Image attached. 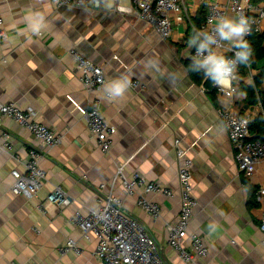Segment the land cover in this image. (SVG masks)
<instances>
[{"label":"crops","instance_id":"1","mask_svg":"<svg viewBox=\"0 0 264 264\" xmlns=\"http://www.w3.org/2000/svg\"><path fill=\"white\" fill-rule=\"evenodd\" d=\"M185 5L188 20L176 22L172 39L163 41L139 19L132 0H102L99 9L61 8L53 0H0L8 33L0 43V102L34 109L37 120L61 137L58 146L44 151L17 123L1 122L0 130L12 135L14 147L12 153L0 149V264H97L96 242L81 237L72 217L96 209L111 192L123 200L129 216L147 227L167 264H186L169 246L166 232L179 217L177 171L186 158L193 161L198 204L192 229L209 248L208 256L195 264H264L257 201L264 189V160L245 178L218 114L227 108L251 123L263 114L260 104L248 101L251 89L264 91V79L258 87L255 83L263 63L238 70L235 98L216 93L214 101L191 79L186 66L198 45V40L188 43L196 36L193 27L202 23L197 24L198 15L204 11L205 17L206 7L202 0H185ZM227 18L235 19L231 13ZM238 39L225 42L235 44ZM73 49L103 68L106 84L100 93L83 86L69 54ZM114 82L125 85L122 95L110 92ZM133 82L139 89H132ZM96 98L116 128L109 154L99 149L85 121ZM177 139L182 158L176 154ZM31 149L44 152L40 165L47 175L35 201L11 193V173L24 170ZM117 165L127 176L140 173L176 192L174 199L150 197L162 208L159 219L139 208L135 197H127L121 181L113 184ZM102 185L107 189L99 193ZM56 187L71 203L39 208ZM68 239L77 242L81 255H60Z\"/></svg>","mask_w":264,"mask_h":264},{"label":"built area","instance_id":"2","mask_svg":"<svg viewBox=\"0 0 264 264\" xmlns=\"http://www.w3.org/2000/svg\"><path fill=\"white\" fill-rule=\"evenodd\" d=\"M207 14L204 21L193 27L195 34L207 32L216 36L217 43L210 47L218 50L228 60L234 61L233 79L231 86L223 87L214 81V88L220 97L233 99L238 95L237 72L241 62L236 53L241 51L237 43L229 44L220 40L216 35V21L220 17H228L231 13L235 19L243 16L248 22V33L243 36V41L248 40L254 33L264 31V0H202ZM58 7L74 9H99L102 0H53ZM134 9L139 19L147 22L153 31L163 41H170L174 35L176 22L188 20L185 0H132ZM8 33L3 27V17L0 12V43L7 40ZM204 36L200 35L198 45L192 51V59H203L208 55L205 50L203 56L197 57V48ZM73 58L80 80L89 92L100 93L105 84L103 68L82 55L77 50L69 51ZM132 89H139V83L133 82ZM111 98V95L107 94ZM220 120L227 132L230 145L234 152L238 170L249 179L256 172L257 166L264 160V141L255 140L251 133V119L232 113L227 108L219 112ZM38 113L32 109H22L15 103L3 104L0 102V126L3 119H9L17 123L30 133L36 143L49 151L61 143V137L47 125L37 120ZM85 121L91 137L103 154H109L113 148V136L116 128L109 123L102 112L101 100L94 99L85 114ZM176 154L179 158L184 155L181 148V140L175 141ZM14 139L10 133L0 130V149L6 153H12ZM44 152L31 149L28 152V160L24 170L12 171L14 182L11 193L16 196H25L30 200L38 199L39 192L45 187L47 175L40 163ZM193 161L186 158L178 167L177 177L179 181L178 193L181 207L178 220L169 223L166 227L169 246L176 251L180 260L186 264H195L209 254V248L199 234L193 231L192 221L197 207L193 190ZM121 181L124 194L127 197H135L137 206L147 213L152 219L160 218L162 208L150 199L152 195H161L168 199H174L176 192L159 182H151L140 173L127 176L122 165H117L113 184ZM107 187L102 185L99 193H103ZM101 199V198H100ZM103 199V200H102ZM97 208L87 214L77 212L72 217V223L86 241L96 242L95 257L97 264H167L157 241L151 237L147 227L129 216L123 208V200L111 193L102 198ZM260 218L259 229L264 233V189L258 192ZM71 203L67 193L61 187H56L47 200L39 205L45 209L46 205L66 207ZM71 252L82 254L77 242L68 239L59 250L61 256Z\"/></svg>","mask_w":264,"mask_h":264},{"label":"clouds","instance_id":"3","mask_svg":"<svg viewBox=\"0 0 264 264\" xmlns=\"http://www.w3.org/2000/svg\"><path fill=\"white\" fill-rule=\"evenodd\" d=\"M216 35L219 36L222 41H232L233 38H240L235 42L242 48L247 49V42L243 41V36L248 33V22L241 16L239 19H230L227 17H220L216 21ZM34 31L37 30L35 27ZM200 35L205 38L200 42L197 48V57L203 56L205 50L208 51V55L203 59H197V63L200 67L205 68L206 74L211 75L213 80L225 88L231 86L233 79V65L234 61L228 60L218 50H213L210 46L217 43L216 36L210 35L207 32H202L189 39V46L196 44ZM249 55L248 50L240 51L236 53L237 59L240 61H246ZM125 90V85L121 82H114L111 85L110 92L113 95H122Z\"/></svg>","mask_w":264,"mask_h":264},{"label":"trees","instance_id":"4","mask_svg":"<svg viewBox=\"0 0 264 264\" xmlns=\"http://www.w3.org/2000/svg\"><path fill=\"white\" fill-rule=\"evenodd\" d=\"M207 14V11H206ZM206 16V15H205ZM205 19L204 11H201L198 15V22L200 24ZM199 26V25H198ZM248 50L249 55L246 61L241 62L240 71H244L248 65L256 66L257 63L262 62L261 76L256 79L255 83L258 87L261 80L264 79V32L254 33L248 40L247 49L241 48V51ZM191 79L197 84L203 86L215 101L216 90L214 88V80L211 75L206 74V69L200 67L195 61H190L186 64ZM248 101L251 105L260 104L263 109V114L251 123V133L255 140L264 141V91L257 92L253 89L250 90L248 95Z\"/></svg>","mask_w":264,"mask_h":264}]
</instances>
